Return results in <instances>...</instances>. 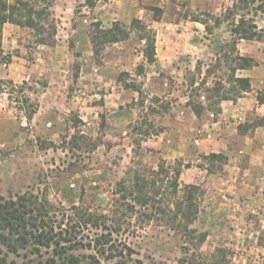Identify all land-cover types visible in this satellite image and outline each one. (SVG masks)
Instances as JSON below:
<instances>
[{"label":"rangeland","instance_id":"374dc122","mask_svg":"<svg viewBox=\"0 0 264 264\" xmlns=\"http://www.w3.org/2000/svg\"><path fill=\"white\" fill-rule=\"evenodd\" d=\"M48 1L52 43L40 45L32 29L12 23L2 30L0 80L6 82L0 85V200L37 196L56 226H76L78 242L88 244L109 233L114 252L123 251L111 259L91 249L73 251L79 264H89L93 255L101 264H264V204L225 205L229 196L206 172L197 173L198 212L188 229L183 214L173 223L150 220L146 214L151 210L133 211L117 193L131 167L157 169L162 160L188 164L173 163L171 145L154 138L162 131L159 117L181 107L180 116L189 118L185 109L191 100L217 108L224 94L217 88H229L226 68L217 60L231 41L230 28L224 24L210 35L195 20L212 24L210 18L221 16L233 0H102L93 9L85 0ZM135 19L156 32L157 70L144 59L138 31L94 52L96 24L107 29L120 22L130 29ZM255 20L264 28L262 15ZM244 44L245 53L257 49V60H264V41ZM141 64L145 74L138 76ZM25 98L30 103L22 104ZM170 134L164 138L171 139ZM220 161L212 167L200 155L196 164H209L218 173L224 168ZM259 197L264 202V192ZM0 249L7 264H38L54 256L52 248H42L40 256L24 250L12 254L1 244Z\"/></svg>","mask_w":264,"mask_h":264},{"label":"trees","instance_id":"16d2710c","mask_svg":"<svg viewBox=\"0 0 264 264\" xmlns=\"http://www.w3.org/2000/svg\"><path fill=\"white\" fill-rule=\"evenodd\" d=\"M99 1L102 0H85V5L93 9ZM51 6L52 1L48 0H33V2L16 0L13 3L8 0H0V47L2 30L6 23L32 29L36 41L40 45L52 43L55 31H52ZM258 15L264 17V0H233L232 6L227 8L221 16L210 18L213 21L212 24L209 23V20H195L202 23L210 35L224 24L230 28L231 41L222 47L223 54L220 60H217L221 63L218 67L226 68L225 83L229 85V88L226 91L223 90L225 89L224 84L217 88L218 94L221 91L224 93L215 103L218 106L223 100H235L243 93L251 91L250 78L238 77L237 72L255 67L258 63L252 57L240 55L238 44L242 40L264 41V28H260L255 20ZM96 27L91 38L95 54L99 53L101 44L125 41L133 30L140 33L139 39L144 42L142 53L147 64L156 63V32L153 29H148L141 20H133L130 29L120 22L113 23L107 29L100 28V24H96ZM136 74L138 76L145 74L144 64L137 67ZM5 82V80H0V85ZM127 87L139 92L135 84H130ZM20 89L24 90V85H21ZM0 92H4L1 86ZM258 101L260 104H264L263 91L258 93ZM28 103H30L29 98H25L22 102V104ZM189 105L198 117L202 115L204 110L202 103L197 104L191 100ZM209 107L216 113L220 112V108L210 105ZM257 123L264 126V118L258 120ZM204 159L214 162L224 158L221 154L212 153L204 156ZM190 166V164L184 165L178 161L174 165H169L165 160H162L157 169L131 167L125 177L118 182L117 193L127 203L129 209L134 211L136 207H141L151 210L150 215L146 214L150 220L173 223L176 216L180 213L183 214L188 221V224L183 227L188 229L198 212L196 195L200 191L198 185L181 184L180 182L183 168ZM181 193L183 197L180 196ZM44 206L46 205L34 195L24 194L16 199L0 200V244L7 249V252L18 254L19 251L24 250L40 256L42 248H52L54 256L40 261L38 264H58V261H60L59 264H79V259L72 252L82 249L94 250L98 257L106 259L117 257V255L123 256V251L115 250L114 252L115 246L111 244L112 235L109 233L99 235L88 244L78 242L76 226H72L71 229L56 226ZM98 220L100 219L94 220L96 225ZM180 227L181 225L174 226V229L179 230ZM202 236V240L206 238L205 234ZM63 243H68L69 246H62ZM131 252V250L128 251L129 255ZM0 253H2L1 249ZM97 256H91L89 264H101ZM0 264H7V259L0 258Z\"/></svg>","mask_w":264,"mask_h":264},{"label":"crops","instance_id":"0c3cea01","mask_svg":"<svg viewBox=\"0 0 264 264\" xmlns=\"http://www.w3.org/2000/svg\"><path fill=\"white\" fill-rule=\"evenodd\" d=\"M244 43L245 40H242L238 44L240 55L257 60L259 58L257 49L245 53ZM256 62L257 66L237 72L238 77L250 78V92L243 93L235 100L221 101L217 106L220 112L217 113L210 107H204L200 117L193 112L190 106L185 109L190 111L189 118L180 116L184 113L178 111L181 107L174 109L175 112L172 114L167 113L168 115L159 117L162 131L154 136L159 141L163 140L164 146H168L167 142L171 145L169 147L174 151V157L171 158L173 163L177 159L191 163L189 168H183L180 177L181 184L198 185L200 176L197 173L206 172L208 180L217 182L220 190L225 191L224 196H229L225 205H243V208L264 204L263 198L259 197L264 192V126L257 123L258 120L264 118V104L258 101V93L264 92V60ZM149 67L159 69L157 63ZM178 72L183 79L182 70ZM185 127L191 128L193 132H186ZM171 132L173 133V136L170 134L171 139L164 138ZM163 145L161 144L160 147ZM212 153L221 154L226 158L223 159L224 162L220 161L224 163L222 173L209 171V164L197 165L200 155L206 156ZM216 161L219 162V160ZM216 161L212 162V167L215 166ZM221 184L226 187H221Z\"/></svg>","mask_w":264,"mask_h":264}]
</instances>
